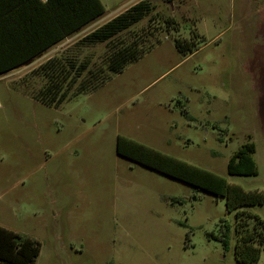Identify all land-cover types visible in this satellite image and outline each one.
I'll return each instance as SVG.
<instances>
[{
    "label": "rangeland",
    "instance_id": "obj_1",
    "mask_svg": "<svg viewBox=\"0 0 264 264\" xmlns=\"http://www.w3.org/2000/svg\"><path fill=\"white\" fill-rule=\"evenodd\" d=\"M137 1L102 0V17ZM152 2L125 35L155 44L95 91L54 107L0 79V223L39 242L35 264H242L225 198L118 155L116 136L264 192V0ZM249 139L257 174H228Z\"/></svg>",
    "mask_w": 264,
    "mask_h": 264
},
{
    "label": "trees",
    "instance_id": "obj_2",
    "mask_svg": "<svg viewBox=\"0 0 264 264\" xmlns=\"http://www.w3.org/2000/svg\"><path fill=\"white\" fill-rule=\"evenodd\" d=\"M88 1L94 3L95 9L86 15L85 20L97 17L104 11L100 0ZM162 1L170 3L173 0ZM87 4V0H80L81 19L85 15ZM154 5L152 0H138L81 39V41L106 44L108 52L100 61L93 64L94 70L88 68L87 73L81 76L88 65L81 62L78 65L77 76H62V78L47 76L39 89H24L26 93L44 105L57 107L67 98L92 92L101 87L110 78V74L121 72L127 64L138 60L155 44V42L151 43V46L144 49L142 36L137 39V36L131 35L132 39H128L125 35L133 25L153 11ZM163 22L166 30L171 27L178 30L172 16L164 17ZM146 36H152L151 31L146 33ZM195 36L197 37L198 34L195 33ZM174 45L177 51L183 54L195 50V43L191 38L175 37ZM23 62L22 58L12 59L11 54L1 52L0 75ZM53 66L54 62L49 61L41 65V69ZM65 66L66 64L63 65ZM254 151L255 144L252 140L243 143L229 158L227 173L256 175L258 171L253 158ZM116 152L122 157L189 184L200 191H206L216 197H224L226 210L235 213L236 261L242 264L258 262L261 252L264 251V219L244 207L263 204L262 190H245L239 184L230 183L223 176L208 169L160 152L126 136H116ZM172 201L179 199L172 198ZM39 250L40 245L36 239L0 226V264H35Z\"/></svg>",
    "mask_w": 264,
    "mask_h": 264
},
{
    "label": "crops",
    "instance_id": "obj_3",
    "mask_svg": "<svg viewBox=\"0 0 264 264\" xmlns=\"http://www.w3.org/2000/svg\"><path fill=\"white\" fill-rule=\"evenodd\" d=\"M87 2L81 19L80 0H0V53H9L12 59L24 61L0 75V79L7 81L8 89H39L47 76H77L81 62L88 63L81 76L88 68L94 70L93 64L108 52L106 44L81 39L121 11L103 18L104 7L102 14L85 20L95 9L94 3ZM49 61H53L54 66L41 69V65ZM12 80L20 84L11 87ZM9 172L11 176L17 175L14 166ZM0 226L12 230L1 223Z\"/></svg>",
    "mask_w": 264,
    "mask_h": 264
},
{
    "label": "water",
    "instance_id": "obj_4",
    "mask_svg": "<svg viewBox=\"0 0 264 264\" xmlns=\"http://www.w3.org/2000/svg\"><path fill=\"white\" fill-rule=\"evenodd\" d=\"M204 193H207L206 191H203Z\"/></svg>",
    "mask_w": 264,
    "mask_h": 264
}]
</instances>
